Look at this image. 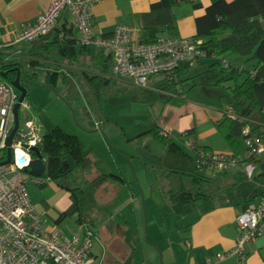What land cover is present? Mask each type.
<instances>
[{"label":"trees","instance_id":"1","mask_svg":"<svg viewBox=\"0 0 264 264\" xmlns=\"http://www.w3.org/2000/svg\"><path fill=\"white\" fill-rule=\"evenodd\" d=\"M168 6H171V0H160L153 7ZM195 28V35L190 39L198 46V56L193 61L179 63L170 73L150 77L147 89L158 91L166 96L167 101L179 105L180 98L187 92L184 89L186 82L215 88L213 93L222 111V118L215 127L227 144L228 152H215L209 146H201L194 141V148L188 147L193 151L190 153L187 149L189 144L185 143V146L182 143L186 142L183 136H191V132L174 134L165 131L158 125L157 118H153L147 134L165 147L159 168L189 178L186 184L191 186L190 190L179 194L183 201L202 204L204 213L226 206L242 207L244 212L264 194V171L260 169L264 152L247 156L251 150L248 141L255 147L264 148V0L215 1L196 18ZM175 30L171 27L168 32L175 33ZM157 32L156 29H146L137 37L133 34V40L141 44L155 43L160 39ZM229 54L239 55L255 64L250 71L229 65L225 59ZM112 58L105 50L80 46L74 25L65 22L62 27L56 25L52 32L29 42L17 45L0 42V80L12 83L19 73L20 84L28 96L29 86L37 85L44 74L45 86L55 90L61 84L65 88L63 97L69 96L79 104H87L92 110L94 101L101 99L112 86L125 83L136 87L114 74ZM204 60H210L206 69L191 76L192 67ZM6 72L8 75L4 78ZM82 82L85 84L83 87ZM17 94L20 96L18 91ZM25 104L29 108L22 113L21 122L26 114L36 123L41 137L38 148L46 164L42 177L46 182L36 186L53 183L69 191L79 209L86 189L103 187L110 181V175L96 171L94 159L82 149L75 133L56 126L41 134L36 117L29 113L31 105ZM95 112L97 120L90 116L94 112H88V131L102 128L100 113ZM241 139L246 147L243 157L238 154ZM200 148H204L203 155L198 152ZM209 155L230 156L238 166L227 170H216L208 165L198 168V157L207 160ZM248 162L256 165L252 178H248L241 168ZM28 174V171L24 173L25 182L29 181ZM221 176L228 177L230 181H224ZM93 234L94 243V231ZM91 257L93 259V250ZM238 262L241 263L239 259Z\"/></svg>","mask_w":264,"mask_h":264},{"label":"rangeland","instance_id":"2","mask_svg":"<svg viewBox=\"0 0 264 264\" xmlns=\"http://www.w3.org/2000/svg\"><path fill=\"white\" fill-rule=\"evenodd\" d=\"M184 5L175 6L173 16L164 13L162 19L155 21L151 19L154 17H148L145 24L144 20L141 23L143 27L153 26L158 29L160 26H177L181 30V37L189 39L194 30L193 10ZM160 36L166 37V34L161 33ZM225 59L230 61L229 65L238 64V67L246 71H250L255 64L235 54H229ZM236 59H240L239 63ZM208 63L210 60H204L193 66L191 76L203 72ZM43 80L44 74L38 79L37 85L29 86L25 101L32 107L29 113L36 117L41 134L56 126L75 133L82 149L92 154L97 168L111 178L100 191L88 187L79 208L86 221L95 222L99 231L98 237L94 239L95 251H99L104 243L113 249L115 244L123 242L125 258L117 259L118 256L110 253L108 264H163L161 255L153 254L148 241L152 238L157 242L158 238L164 251L170 252V247H167L170 236L172 240L182 242V251L185 252L187 228L197 219L199 210L204 206L181 199L179 194L191 188L186 184L188 177L157 168L164 156L165 147L147 132L153 118L159 119L161 107L167 103L166 96L155 90H141L126 85L112 86L101 99L94 101L90 110L87 104H79L69 96L63 97L65 88L61 84L54 90L45 86ZM81 86H85L84 82ZM184 89L189 100L219 105L218 100L213 99L214 94H205V91H214L215 88L194 86L189 81L184 83ZM95 111H99L104 127L88 131V112H94L90 116L97 120ZM210 139L217 150H227L228 146L220 135ZM182 144L186 146L185 142ZM240 146L238 154L243 157L246 148L243 139ZM159 172H165L167 176L162 177ZM132 230H136L139 237L137 246L136 238L130 233ZM182 264H185L183 256Z\"/></svg>","mask_w":264,"mask_h":264},{"label":"built area","instance_id":"3","mask_svg":"<svg viewBox=\"0 0 264 264\" xmlns=\"http://www.w3.org/2000/svg\"><path fill=\"white\" fill-rule=\"evenodd\" d=\"M103 0H50L48 9L30 26L17 35L14 43L35 40L54 30L61 17L68 13L73 20L78 44L105 50L113 57V72L138 88L147 89L150 77L170 73L184 61L198 56V46L192 39L182 37L160 38L155 43L141 44L133 40V30L126 25L117 26L109 36L98 34L94 24L93 7ZM17 90L11 82L0 80V163L7 160L6 142L14 124L13 110L18 103ZM23 102L19 108V128L11 143L12 158L0 166V264H93V231L84 225L72 237H64L59 230H46L43 221L30 201L27 184L44 185L45 179L27 175L35 159L33 148L38 147L41 137L36 123L22 113L28 110ZM23 111V112H22ZM165 131H168L165 129ZM162 134H165L164 132ZM251 150L248 157L264 152L262 146L247 142ZM187 147L194 148L191 143ZM204 154V148L198 149ZM197 167L208 165L216 170L238 166L230 156L209 155L207 160L198 157ZM248 178L253 177L255 164L244 163L242 167ZM240 230L236 246L228 252L219 253L220 260L236 256L245 260V247L264 232V194L236 218Z\"/></svg>","mask_w":264,"mask_h":264},{"label":"crops","instance_id":"4","mask_svg":"<svg viewBox=\"0 0 264 264\" xmlns=\"http://www.w3.org/2000/svg\"><path fill=\"white\" fill-rule=\"evenodd\" d=\"M215 1L218 0H171V6L154 8L153 6L159 3L160 0H103L93 7L94 24L97 33L106 36L111 35L116 27L120 25L129 26L136 37L138 34L143 33L144 30L146 31V29H156L158 31V38H168L174 35L182 36L181 30L177 26H160L158 29L153 26L143 27V25L148 17H154L151 19H155L156 21V19H162L161 15L164 13L168 14V16H173L175 6L185 4L184 6L193 10L194 30L190 35L188 34L189 37H193L196 31V18L202 16L205 7ZM226 1L230 2L233 0ZM49 4L50 0H0V42L5 44L14 43L21 30L32 25L48 9ZM196 5L200 7H195ZM143 20L144 24L141 23ZM65 22L73 24L72 17L68 13H65L61 17L57 24L58 27H62ZM171 27L176 29L175 33H168V29ZM161 33L166 34V37H161ZM15 44L17 45L18 43ZM90 49L95 51L94 48ZM100 59L102 58L100 57ZM239 60L236 59L238 63ZM227 61L230 63L229 60ZM122 85L130 86L125 83H119L115 86ZM205 94L212 95L214 93L207 90ZM213 99H217V97L215 96ZM179 101V105L167 101L161 107V113L157 120L158 125L174 134L191 132V136H183L185 141L190 139V141L185 142L186 144L195 141L198 145L209 146L211 150L221 153L223 150H217L213 146L214 142L212 144L209 141L211 137L215 135L219 136L215 123L222 118L220 104L213 106L210 102L208 104L200 103L189 100L186 95L181 97ZM103 127L104 124L102 125V129ZM224 152L227 153L228 148ZM86 153L92 157L91 153L87 151ZM94 166L97 172L104 174L95 165V160ZM159 174L162 177L167 176L165 172H159ZM221 177L224 181H230L228 177H226L227 179L223 176ZM106 184L108 183H105L104 186ZM101 188H98V191ZM27 192L46 230H59L64 237L69 238L75 234L82 235L79 232V226L84 225L92 229L96 237H98L99 231L95 222L90 223L86 221L82 211L77 207L76 199L69 191L53 183H49L43 187L29 183ZM203 211V209L199 210L197 219L187 228L188 238H184L185 252L182 251V242L178 239L172 240L170 236L169 240L167 239L169 241L167 247H170V252L169 250L164 251L163 244L160 245L158 238L157 242L152 238L148 241V244L152 247L153 254L161 255L163 264H182V256L185 264H264V232L246 245V257L243 263H239L236 256L223 260L217 258L219 253L231 251L236 246L240 234V230L236 225V218L243 212L242 207L226 206L218 207L207 213ZM71 216L74 218L72 219ZM126 222L128 223V220ZM120 228L123 229L121 225ZM130 233L136 238L135 245L137 246V243L139 244V237H137L136 230H132ZM154 237L156 238V236ZM122 244L123 242H118L117 245L115 244V248L110 249L108 243H104V246L100 247L99 251H95L94 246L92 249L93 264H108L107 257L110 253L115 257L118 256L116 257L117 259L119 257L124 259L125 248H123ZM133 253H135V250ZM165 258L167 259L166 263L164 261ZM133 264L136 263L134 262Z\"/></svg>","mask_w":264,"mask_h":264},{"label":"water","instance_id":"5","mask_svg":"<svg viewBox=\"0 0 264 264\" xmlns=\"http://www.w3.org/2000/svg\"><path fill=\"white\" fill-rule=\"evenodd\" d=\"M8 75V72L4 73L3 77L6 78ZM12 85L14 88L20 93L18 103L15 105L13 114H14V124L13 128L11 130V133L7 139L6 146H7V160L0 163V166L7 165L11 162L12 158V152H11V143L13 141V138L19 128V108L21 104L24 102L26 96H27V90L20 84V75L18 73L16 79L12 82ZM33 152L35 154V159L30 164V170L28 171L30 176L33 177H43L45 171H46V164L44 162L43 156L41 155L39 148L34 147ZM260 169L264 171V162L261 164Z\"/></svg>","mask_w":264,"mask_h":264}]
</instances>
